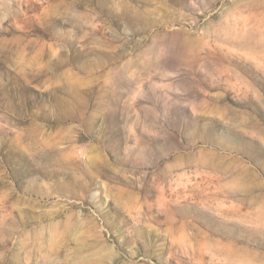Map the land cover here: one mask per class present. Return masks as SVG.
Here are the masks:
<instances>
[{
    "label": "rangeland",
    "instance_id": "rangeland-1",
    "mask_svg": "<svg viewBox=\"0 0 264 264\" xmlns=\"http://www.w3.org/2000/svg\"><path fill=\"white\" fill-rule=\"evenodd\" d=\"M0 264H264V0H0Z\"/></svg>",
    "mask_w": 264,
    "mask_h": 264
}]
</instances>
